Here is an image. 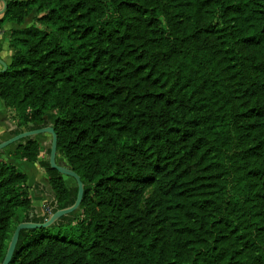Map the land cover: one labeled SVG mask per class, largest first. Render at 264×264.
I'll list each match as a JSON object with an SVG mask.
<instances>
[{
	"label": "trees",
	"instance_id": "trees-1",
	"mask_svg": "<svg viewBox=\"0 0 264 264\" xmlns=\"http://www.w3.org/2000/svg\"><path fill=\"white\" fill-rule=\"evenodd\" d=\"M7 1L0 29L35 13L12 31L0 72L13 134L56 112L58 154L84 183L76 211L21 230L10 264H264V0ZM194 54L223 87L222 128L185 93ZM39 156L35 138L14 152ZM40 164L44 215L28 176L0 159V264L14 224L77 198V184Z\"/></svg>",
	"mask_w": 264,
	"mask_h": 264
},
{
	"label": "crops",
	"instance_id": "crops-1",
	"mask_svg": "<svg viewBox=\"0 0 264 264\" xmlns=\"http://www.w3.org/2000/svg\"><path fill=\"white\" fill-rule=\"evenodd\" d=\"M1 8V7H0ZM34 14V13H33ZM29 15L22 25L15 22H6L2 29H0V57L8 64L11 61L12 49L10 47V35L13 30L29 27L33 22L30 20ZM1 17V16H0ZM34 17V15H33ZM2 66L0 65V69ZM17 121L15 119V112L7 107L4 101L0 97V141L8 139L13 136V131L17 128ZM40 144V156L39 160L35 162L28 161L26 159H17L14 157V152L18 144L7 146L1 151L0 159L7 163H11L16 168L25 173L28 176V184L31 187V197L33 204L36 208L38 215H44L46 213L45 204L52 199L51 197V185L49 181V175L44 167L41 166L40 161L43 160L44 153L46 151L47 139H37ZM65 178V176H64ZM36 184H39L40 192L37 190ZM70 186V185H69ZM72 186V185H71ZM44 192H41V191ZM39 193H38V192ZM38 193V202L34 201V195ZM37 195V194H36Z\"/></svg>",
	"mask_w": 264,
	"mask_h": 264
},
{
	"label": "rangeland",
	"instance_id": "rangeland-1",
	"mask_svg": "<svg viewBox=\"0 0 264 264\" xmlns=\"http://www.w3.org/2000/svg\"><path fill=\"white\" fill-rule=\"evenodd\" d=\"M1 6L2 5L0 3V7ZM33 15H35V13ZM33 15L29 17L32 22H33ZM187 71L190 72L192 81H191V90L185 93L192 94L195 101L196 100L200 101L198 105L201 107L200 110L201 117L205 118L207 116H211L213 120L216 118L217 119L215 121L216 125H218L219 128H222V126L225 124L226 120L228 119L229 107L224 102V99L221 96V94L223 93V87L218 82L217 77L212 69L211 63L203 55L194 54L188 60ZM46 117L48 118L49 124L53 125L55 119L58 117V114L56 112H48L46 114ZM34 138L40 140H42L43 138L47 139L48 142L46 146V151L43 156V160H48L49 149L52 139L51 134L44 133L37 135ZM57 160L64 161L65 163H67L62 153L58 154ZM65 181L68 186L76 185L75 179L70 176H65ZM155 188L156 187L153 185L145 191L144 199L141 202L142 208L146 207L147 200L156 197ZM38 193H35L34 195L35 202L39 201L37 197L40 195H38ZM14 227H16V224H14L13 228Z\"/></svg>",
	"mask_w": 264,
	"mask_h": 264
},
{
	"label": "water",
	"instance_id": "water-1",
	"mask_svg": "<svg viewBox=\"0 0 264 264\" xmlns=\"http://www.w3.org/2000/svg\"><path fill=\"white\" fill-rule=\"evenodd\" d=\"M0 3L2 5L0 8V16H2L8 8V1L7 0H0ZM0 65L2 66V68L0 69V72L7 70L8 63L5 62L1 57H0ZM45 119L48 121L47 117H45ZM44 133H49L52 136L51 145H50V153H49V158H48V161L50 163V167L52 169L57 170L63 176H70V177L75 179L76 184L78 186L77 198H76L73 205L66 207V208H63V209L56 210L54 213H52L50 215L49 219H47L45 222L40 223V222H33V221H24V222L19 223L16 226L15 231L11 237L6 255H5L3 262L1 264H10L11 259L13 257V254H14L15 249H16L17 244H18V240H19L21 230L31 229V228L48 227V226L52 225L56 220H58L61 216L67 215L69 213L76 211L80 207L81 202L83 200L84 183H83L80 175L78 173H76L64 161H58L57 160V156H58V135H57L53 125L49 124L48 126H45V127L39 128V129L23 130L22 132L9 137L8 139L0 141V151L5 149L9 145L18 144L23 139L34 138L35 136L40 135V134H44ZM35 212H32L31 216H33L35 214Z\"/></svg>",
	"mask_w": 264,
	"mask_h": 264
}]
</instances>
